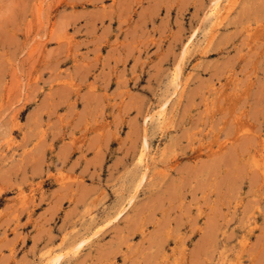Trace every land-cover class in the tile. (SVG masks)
<instances>
[{
    "label": "rangeland",
    "instance_id": "374dc122",
    "mask_svg": "<svg viewBox=\"0 0 264 264\" xmlns=\"http://www.w3.org/2000/svg\"><path fill=\"white\" fill-rule=\"evenodd\" d=\"M58 253L264 264V0H0V264Z\"/></svg>",
    "mask_w": 264,
    "mask_h": 264
},
{
    "label": "bare ground",
    "instance_id": "6f19581e",
    "mask_svg": "<svg viewBox=\"0 0 264 264\" xmlns=\"http://www.w3.org/2000/svg\"><path fill=\"white\" fill-rule=\"evenodd\" d=\"M179 74V73H178ZM175 76V75H174ZM178 85V84H177ZM179 86V85H178ZM175 88V87H174ZM174 92V91H173ZM169 97V96H168ZM170 100V99H169ZM167 101V100H166ZM163 102V101H162ZM164 104H166V103H164ZM163 104V105H164ZM161 107H162V105H161ZM165 107V106H164ZM161 110V109H160ZM166 111V110H165ZM161 115V114H160ZM157 116V115H156ZM161 119V118H160ZM142 145H143V143H142ZM144 145H146V144H144ZM144 145H143V147H144ZM144 148H146V147H144ZM144 156V155H143ZM146 165V164H145ZM132 198V197H131ZM133 198H134V196H133ZM126 207V206H125ZM125 207H123V208H125ZM121 211V210H120ZM124 211V210H123ZM122 212V211H121ZM120 212V213H121ZM120 213L118 212V214H116V217L117 216H119L120 215ZM81 244H83V241L81 240L80 242H78L76 245H75V247H73V248H75V249H77ZM62 256H63V254H60V253H58L57 255H55V256H52L50 259H49V264H57L58 262H59V260L62 258ZM48 262V261H47ZM44 264H46V263H44Z\"/></svg>",
    "mask_w": 264,
    "mask_h": 264
}]
</instances>
